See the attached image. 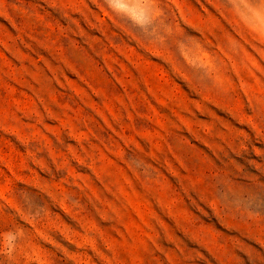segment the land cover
Wrapping results in <instances>:
<instances>
[{"label": "rangeland", "instance_id": "rangeland-1", "mask_svg": "<svg viewBox=\"0 0 264 264\" xmlns=\"http://www.w3.org/2000/svg\"><path fill=\"white\" fill-rule=\"evenodd\" d=\"M0 264H264V0H0Z\"/></svg>", "mask_w": 264, "mask_h": 264}, {"label": "clouds", "instance_id": "clouds-1", "mask_svg": "<svg viewBox=\"0 0 264 264\" xmlns=\"http://www.w3.org/2000/svg\"><path fill=\"white\" fill-rule=\"evenodd\" d=\"M110 2H112V0H110Z\"/></svg>", "mask_w": 264, "mask_h": 264}]
</instances>
